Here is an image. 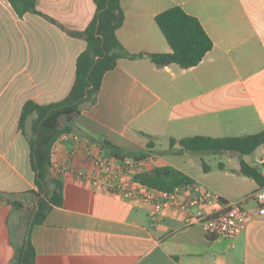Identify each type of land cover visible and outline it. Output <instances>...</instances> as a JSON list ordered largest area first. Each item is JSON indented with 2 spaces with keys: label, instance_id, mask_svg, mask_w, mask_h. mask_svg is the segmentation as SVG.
I'll use <instances>...</instances> for the list:
<instances>
[{
  "label": "crops",
  "instance_id": "crops-1",
  "mask_svg": "<svg viewBox=\"0 0 264 264\" xmlns=\"http://www.w3.org/2000/svg\"><path fill=\"white\" fill-rule=\"evenodd\" d=\"M34 1L54 23L18 14L0 0V264H14L27 224L7 201L26 206L37 192L28 141L36 116L21 128L22 110L28 102L48 106L68 96L86 42L67 31L85 30L96 12L93 0ZM120 6L124 21L116 37L135 57L120 58L104 74L94 102L81 106L71 131L52 145L51 175L60 190L50 194L43 222L31 229L34 264H264V217H254L233 240L209 237L194 223L234 203L256 214L251 195L264 186L242 175L240 160L231 155L180 152L169 142L264 130V0H120ZM174 6L196 17L213 43L189 69L157 67L147 57L171 52L154 18ZM145 152L147 158L134 159ZM97 156L115 165L140 163L105 182ZM242 159L264 174V145ZM166 166L193 185L161 212L114 193L115 183L141 187L134 175ZM204 190L219 202L186 212L177 208Z\"/></svg>",
  "mask_w": 264,
  "mask_h": 264
},
{
  "label": "trees",
  "instance_id": "trees-1",
  "mask_svg": "<svg viewBox=\"0 0 264 264\" xmlns=\"http://www.w3.org/2000/svg\"><path fill=\"white\" fill-rule=\"evenodd\" d=\"M18 14L33 13L54 21L37 11L34 0H7ZM96 12L93 20L83 31L67 33L86 42V49L76 61L75 81L68 96L61 102L48 106H40L31 102L24 105L20 126L32 114L31 133L28 140L31 149V167L34 172V185L37 203L28 212L26 230L21 247L15 250L14 264H34L35 250L30 242L33 226L43 222L47 213V204L52 203L50 194L60 190V184L51 175V149L60 135L71 131L72 117L78 115L84 103L92 104L99 91L105 73L113 70L120 58H134L128 55L116 37V31L124 21L120 0H93ZM160 32L169 45L171 52L167 54H147L157 67L177 65L181 69L197 66L212 49L213 43L206 34L199 20L188 15L181 7L174 6L155 18ZM170 145H179L180 152L208 154H240L244 157L252 155L264 145V130L251 135L234 138L192 137L170 139ZM111 154L121 158L118 149L107 146ZM153 147L147 144V149ZM148 153H142L136 160H143ZM240 173L264 186V174L261 169L249 166L243 159L239 161ZM203 170H209L203 163ZM133 181L147 189L172 194L176 188L193 185V180L172 167H159L150 171L139 172ZM3 198L0 197V200ZM10 203V201H7ZM15 210L23 209V205L13 201Z\"/></svg>",
  "mask_w": 264,
  "mask_h": 264
},
{
  "label": "built area",
  "instance_id": "built-area-1",
  "mask_svg": "<svg viewBox=\"0 0 264 264\" xmlns=\"http://www.w3.org/2000/svg\"><path fill=\"white\" fill-rule=\"evenodd\" d=\"M65 137L66 133L60 135L58 140ZM74 139L78 141V135H75ZM139 163L140 162L136 160H125L115 165L111 159L99 156L94 158L95 166L105 172V182H108L111 176H126V174L135 169ZM141 187L144 189L146 188L144 186ZM141 187L139 186L130 189L125 183H115V186H113L114 193H118L129 199L151 203L156 212H161L163 209L169 207L174 201L171 202V200L175 199V196H177L182 190L191 186L176 188L172 194H166L155 190H151L153 191V193H151L150 189V192H148ZM251 198L256 203V214L249 212L239 203H234L223 212L212 213L208 216L196 218L194 219V223L197 224L203 233L209 237L233 240L243 232L248 223L254 217H264V187L255 191L251 195ZM218 202L219 197L217 195L204 190L199 196L185 202L177 203L176 206L179 210L186 212L193 207L212 206Z\"/></svg>",
  "mask_w": 264,
  "mask_h": 264
},
{
  "label": "rangeland",
  "instance_id": "rangeland-1",
  "mask_svg": "<svg viewBox=\"0 0 264 264\" xmlns=\"http://www.w3.org/2000/svg\"><path fill=\"white\" fill-rule=\"evenodd\" d=\"M30 117H32V119H34V117H35V115L34 114H32V115H30ZM199 155H200V153H198ZM202 154H204V153H202ZM210 158V157H209ZM207 164H213V160H211V159H209V160H207V161H205ZM33 199V198H32ZM13 201H16V200H11L10 201V203H12ZM35 201H37V198L35 197L30 203H28L26 206H24L23 205V203H21V202H19V203H21L22 205H23V209H18L17 211H18V218H19V220H21L22 222H26L28 219V217H29V215H28V212L29 211H31L32 210V208L35 206ZM16 202H18V201H16ZM14 208V207H13ZM18 219H17V221H19ZM23 223V224H24ZM22 224V227H24V225Z\"/></svg>",
  "mask_w": 264,
  "mask_h": 264
},
{
  "label": "water",
  "instance_id": "water-1",
  "mask_svg": "<svg viewBox=\"0 0 264 264\" xmlns=\"http://www.w3.org/2000/svg\"><path fill=\"white\" fill-rule=\"evenodd\" d=\"M230 157H231L232 159L241 160L243 156L240 155V154H233V155H231ZM0 203H1V201H0Z\"/></svg>",
  "mask_w": 264,
  "mask_h": 264
}]
</instances>
